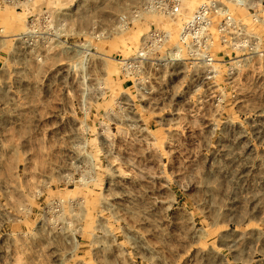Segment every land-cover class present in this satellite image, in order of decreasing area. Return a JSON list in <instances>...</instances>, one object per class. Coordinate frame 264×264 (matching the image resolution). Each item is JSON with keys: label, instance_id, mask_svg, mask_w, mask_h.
<instances>
[{"label": "rangeland", "instance_id": "obj_1", "mask_svg": "<svg viewBox=\"0 0 264 264\" xmlns=\"http://www.w3.org/2000/svg\"><path fill=\"white\" fill-rule=\"evenodd\" d=\"M219 10L253 65L137 94L123 58L199 11L224 60ZM0 264H264V0H0Z\"/></svg>", "mask_w": 264, "mask_h": 264}, {"label": "built area", "instance_id": "obj_2", "mask_svg": "<svg viewBox=\"0 0 264 264\" xmlns=\"http://www.w3.org/2000/svg\"><path fill=\"white\" fill-rule=\"evenodd\" d=\"M170 12L178 14L180 8H170ZM218 21L215 32L219 36V47L226 49L224 60H218L213 53L216 48L215 39L209 31L210 20L201 11L197 12L188 22L180 28L178 46L170 47L171 35L168 31L154 30L144 35L137 52L130 58H123V75L136 86V93L149 95L151 91L152 73L148 71L153 64L154 72L169 70L182 64H194L203 72L204 79L209 81L208 73L211 69H222L228 80L235 77V71L243 69L242 66L253 65V58L249 57L254 51V43L246 26L236 20L228 12L214 11ZM175 15V14H173ZM211 31V30H210ZM198 35V38L191 37ZM32 32L27 37L31 39ZM164 49H166L165 52ZM246 55H237L239 52ZM246 57V58H244ZM242 60V62L240 61ZM236 92V91H235ZM145 96V95H144ZM233 97L235 95H232Z\"/></svg>", "mask_w": 264, "mask_h": 264}]
</instances>
